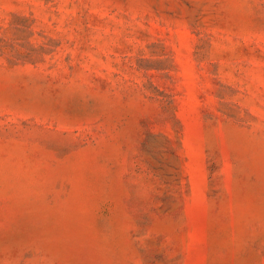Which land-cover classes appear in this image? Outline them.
Returning <instances> with one entry per match:
<instances>
[{"label": "rangeland", "instance_id": "1", "mask_svg": "<svg viewBox=\"0 0 264 264\" xmlns=\"http://www.w3.org/2000/svg\"><path fill=\"white\" fill-rule=\"evenodd\" d=\"M0 264H264V0H0Z\"/></svg>", "mask_w": 264, "mask_h": 264}]
</instances>
